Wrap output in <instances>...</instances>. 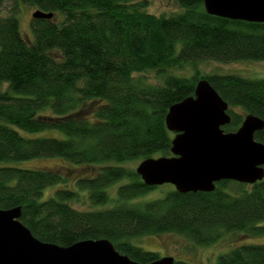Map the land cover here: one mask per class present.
I'll use <instances>...</instances> for the list:
<instances>
[{"label":"trees","instance_id":"1","mask_svg":"<svg viewBox=\"0 0 264 264\" xmlns=\"http://www.w3.org/2000/svg\"><path fill=\"white\" fill-rule=\"evenodd\" d=\"M174 1L178 12L155 15L143 9L145 0H0V8L10 4L9 15L0 16V209L19 207L20 222L39 241L69 247L107 239L119 253L149 264L160 257L135 245L144 236L173 233L207 246L223 232L264 233L258 225L264 180L220 181L208 193L173 188L144 200L157 187L144 186L135 170L120 165L171 156L174 133L165 116L194 94L200 79L229 106L225 133L235 132L247 114L264 121V79L202 75L196 68L178 74L204 60L264 61V23L208 15L202 0ZM20 5L53 14L32 19L31 41L20 30ZM45 130L64 138L30 135ZM254 139L264 143V128ZM35 158H60L95 173L41 200L44 189L66 180L54 170L13 165ZM113 183H120L116 198L105 190ZM80 192L92 210L71 205ZM217 264H264V245H239Z\"/></svg>","mask_w":264,"mask_h":264},{"label":"water","instance_id":"2","mask_svg":"<svg viewBox=\"0 0 264 264\" xmlns=\"http://www.w3.org/2000/svg\"><path fill=\"white\" fill-rule=\"evenodd\" d=\"M208 15L249 23H264V0H202ZM33 20L53 17L35 10ZM229 106L206 79L194 94L170 106L165 125L174 133L171 156L143 159L135 169L147 187L171 185L180 194L212 192L220 181L253 185L264 180V143L254 139L264 121L247 114L235 132ZM19 207L0 209V264H140L116 251L107 239L84 240L69 247L36 239L20 222ZM160 257L149 264H174Z\"/></svg>","mask_w":264,"mask_h":264},{"label":"rangeland","instance_id":"3","mask_svg":"<svg viewBox=\"0 0 264 264\" xmlns=\"http://www.w3.org/2000/svg\"><path fill=\"white\" fill-rule=\"evenodd\" d=\"M143 1V0H140ZM146 4L143 9L155 15H169L179 11V7L174 0H145ZM10 4L6 3L0 8V16L9 15ZM36 10L34 7L20 5L17 19L23 37L27 41L33 39L31 30L32 13ZM56 20V18H55ZM196 68L200 74H233L248 79H264V61H234L223 63L213 60L200 61L194 66L187 64L183 69L178 71V74L188 76L192 74ZM151 81H157L153 73L144 74ZM5 86H3L4 88ZM232 111L240 112L239 109ZM239 113V114H240ZM31 136L55 137L63 139L64 135L56 130H45L39 133L30 134ZM156 157V155H154ZM157 158V157H156ZM142 161L141 158L129 161L124 164L127 168L135 170L138 164ZM14 166L26 169H49L58 172L61 177L66 180V184L56 183L44 189L41 200H44L54 194L56 190L67 188H76V180L83 175H91L95 173L92 166L76 167L67 161L60 158H35L27 161L13 163ZM120 183H113L106 188L110 198H116L117 188ZM171 185H162L147 193L144 200H152L162 198L165 194L172 190ZM78 201H72L71 205L77 210H92L90 202L85 192H80ZM109 205H112L109 203ZM263 225L264 222L258 224ZM135 245L147 252H155L159 257L170 256L175 261H182L187 264H217V259L220 255L226 254L235 247L242 244L264 245V233L257 236H248L239 231L223 232L221 238L215 243L207 246L194 245L185 237L165 233L153 236H144L134 241ZM133 243V244H134Z\"/></svg>","mask_w":264,"mask_h":264}]
</instances>
